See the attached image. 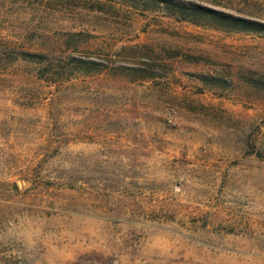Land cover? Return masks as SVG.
<instances>
[{"label": "rangeland", "instance_id": "1", "mask_svg": "<svg viewBox=\"0 0 264 264\" xmlns=\"http://www.w3.org/2000/svg\"><path fill=\"white\" fill-rule=\"evenodd\" d=\"M180 1L264 24V0ZM0 264H264V34L0 0Z\"/></svg>", "mask_w": 264, "mask_h": 264}, {"label": "trees", "instance_id": "2", "mask_svg": "<svg viewBox=\"0 0 264 264\" xmlns=\"http://www.w3.org/2000/svg\"><path fill=\"white\" fill-rule=\"evenodd\" d=\"M134 1L149 2L157 7L162 6L166 11H168V16L172 17L177 22H187L195 26H201L224 33L247 32L264 34V24L237 18L230 14H226L203 5L183 3L180 0ZM21 59L26 63L34 65H45L48 56L25 51L21 53ZM70 61L73 63L77 71H82L85 74H88L90 72L100 73L105 71V66L102 63L94 62L91 60L79 59L76 57H71ZM46 64L52 66V61ZM117 69L123 70L128 75H140L141 78L145 77L141 74L143 72L141 68L120 65ZM55 71L57 72V70ZM202 79L204 81H216L215 78L203 77Z\"/></svg>", "mask_w": 264, "mask_h": 264}]
</instances>
